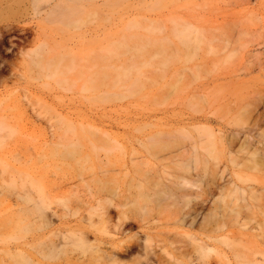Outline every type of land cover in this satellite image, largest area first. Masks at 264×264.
<instances>
[{"label": "bare ground", "instance_id": "obj_1", "mask_svg": "<svg viewBox=\"0 0 264 264\" xmlns=\"http://www.w3.org/2000/svg\"><path fill=\"white\" fill-rule=\"evenodd\" d=\"M118 1L120 0H0V44L3 45L6 42V33H14L19 27L12 22L13 19L6 22L1 15L11 9L13 10V8L18 7V10L24 8L26 11L31 10L38 13L42 11L57 13L55 12L57 9L58 15L61 14V11L66 19L64 17L61 19V16L59 20L71 19L70 21H72L74 18L73 20L79 21L82 18L80 15L84 11L86 12L88 8L96 9V7ZM145 1L162 2L165 0ZM68 17L70 18L68 19ZM182 18L185 19V17ZM185 20V26L176 31L177 34L175 31L174 33L189 48L194 44V40L198 39L196 34L199 27L188 18ZM15 21L17 20L15 19ZM210 28L208 27V29ZM24 31H28V28L24 27ZM13 35L15 36V34ZM18 38L20 36L16 37V39ZM13 39L10 40L11 46L17 48L19 45ZM199 39L201 41V38ZM163 41L161 40V43L157 41L159 46H165L163 44L165 41ZM176 47L178 46L176 45ZM47 55L45 58L41 53L44 59L40 57L35 63L45 67L47 62L49 63L54 59V57L48 58ZM61 58L59 61L63 60L65 63H78L79 61L73 54L69 58L66 57L65 59V56ZM99 59L101 60L98 63L103 62L101 64L102 69H86L85 71L81 70L80 73L84 77L83 86L87 90L96 91L98 97L100 95L102 99L103 97L118 95L121 92L123 95L122 89L126 88L124 87L126 85L133 89V85L138 87V85L142 86L146 83L150 84V82L154 85L153 81H158L151 73L145 72L143 77L137 75L133 78L131 71L132 76L128 72H122V70H115V72L113 71L114 65L109 61V56L101 55ZM126 70L129 71L126 68L125 72ZM3 71L4 69H0V73ZM196 71L193 67L177 69L171 75L175 79L171 81L175 84L173 86L181 84L189 87L195 77L197 80L199 73ZM114 72L117 76L121 74L120 81L119 78L116 79ZM153 74L162 76L163 80H168L165 72L160 73L158 70H154ZM124 76L125 80H123ZM167 84L169 85L168 81L165 87ZM219 88L218 90L221 89ZM118 90L122 91L118 93ZM205 96L208 97L206 87L202 86L190 91L187 98H200L202 102L208 100L205 99ZM201 98L203 99L201 100ZM2 105L3 103L0 105L1 110L5 108ZM32 105L36 106L34 109L40 114L42 111H47V106L44 104ZM238 105L236 108L239 107ZM12 106L10 105V107ZM50 107L53 106L50 105ZM200 107L199 110L195 111L198 114H194L193 111L192 114H188L190 115L188 118H179L171 121V123L153 124L158 127L157 131L151 132L150 130L147 139L140 140L139 138L138 140L139 143L142 142L143 144L142 152L144 154L141 155L138 149L139 153L133 151L134 148L128 152V157L125 159L126 154L124 155L120 151L122 156L120 159H124V162L122 161L124 164L119 165V167L114 162H111L114 165H110L108 163L109 157H107L109 159L106 158L108 162L104 163L110 166H102L105 165L102 163L105 156L100 157L101 150L99 149L104 147V151H108L110 149L108 145H112L111 142L114 140L118 141L116 135L97 127L98 123L94 120H83L78 124L75 120L70 121L67 117L63 118L65 115L59 117L57 115L59 112L56 111L57 113H55V109H51L55 113L52 115L56 117V120L53 117L46 118L54 130L52 137L46 143L50 141L52 145L47 144L48 147L44 149V152L39 153L41 156L38 155L43 160L52 162V165L55 166V173L58 177L55 193L48 192L37 179H32L26 170L12 166L0 157V264H218L221 261L220 251L223 249L227 250L228 257L232 259L234 264H244L251 261V255L255 253L264 254L252 235L246 231L251 221L257 219L256 222L258 221V223L256 224L261 226L262 232L253 235V237L262 236L264 242V180H260L258 177V181L257 176L259 174L255 177L252 176L254 175L252 173L264 172V147L257 146L250 139L251 136H246L245 140L240 143L242 139H239V134L243 132V129L236 127L239 126L235 125V120L238 122L236 118L233 125L238 130L234 132L231 130L232 133L227 135V133L223 134L222 128H220L219 132L221 133H217V127L214 129L215 127L212 128V125L207 124L206 126L202 121L218 122L219 114L216 117L215 112H212L213 115L210 114V116L209 111L205 112L204 107L200 111ZM241 109L242 107L238 109V112ZM253 110H246L245 108L244 112L247 113H244L243 116L246 117ZM1 116L5 117V114ZM221 116L223 117V115ZM10 117L12 116L10 115ZM78 117L81 118L80 115ZM13 118L8 117L7 120L0 118V146L4 143L3 148L0 147L2 150H5L4 147L6 146L4 138L9 136V130L12 128L9 119ZM100 121L101 124L104 123L103 119ZM200 122L204 126L198 125ZM172 123L177 127L174 128ZM102 125L104 126V124ZM148 125H150L149 122ZM148 125H146L147 128ZM244 130L253 132L251 127ZM14 133L17 134V132ZM263 135L259 133V136ZM5 141L7 143V140ZM31 144L33 143L31 142ZM121 144L123 145V143ZM86 145L87 147L90 145L92 148L84 150ZM111 147L114 149V145ZM121 150L124 149L121 148ZM138 155L141 156L138 157ZM223 155H225L224 158L227 156L225 160L227 159L234 165L251 172L243 175L237 173L239 178L233 183V187L229 191L225 189L227 194L224 193L223 184L227 177L225 175V161L222 159ZM16 158L20 157L16 156ZM97 158L102 159L100 165L98 161L96 162ZM29 161L30 158L25 156L23 163ZM19 163L22 165L21 162ZM90 164L100 167L99 171L89 170V166L92 168ZM65 165H68L69 169L70 166L77 168L80 171L76 175L77 177L83 179L90 177L95 181L94 186L92 182L85 184L90 188V195L93 194L92 197H95V200L92 199L93 202L88 200L89 203L91 202V210H93L88 212H93L92 215L96 214L98 222L95 220V216L90 214L88 217L84 215L81 218V221H88V225L81 224L77 228L64 226L66 215L72 216L79 211H75L74 204L80 203H74L72 197L77 196V198L82 199L81 196H78L76 189L75 195L69 197L71 200L66 199L64 192L61 191V188L66 184L60 173L66 170ZM113 166L119 169L120 176L115 171L113 172L117 169ZM120 172H123L122 175ZM217 193H220V198L215 199ZM226 195L230 199L227 198V200ZM241 200L246 202L239 203ZM76 201L79 202V200ZM206 208L210 210L207 213L204 212ZM242 208H247L246 212L244 211L245 214ZM247 211H249V215L246 214ZM56 216L60 218L61 222L54 226L53 222ZM75 216H78V213ZM95 223H98V226ZM169 224H189L191 229L174 231L167 226ZM195 227L198 228V231L193 230ZM242 227L246 229L243 230ZM134 229L136 231L132 232Z\"/></svg>", "mask_w": 264, "mask_h": 264}, {"label": "rangeland", "instance_id": "obj_2", "mask_svg": "<svg viewBox=\"0 0 264 264\" xmlns=\"http://www.w3.org/2000/svg\"><path fill=\"white\" fill-rule=\"evenodd\" d=\"M18 9V7L16 9L13 8V10L11 9L1 14L4 17V21L6 20L7 22V20L13 19L12 22L19 27L16 28L14 33H6V42L3 45L0 44V69H4L0 73V105L3 103L5 107L3 110L0 109L2 111L0 118H6L7 120L8 117L13 118L16 116V120L15 118L9 119L12 125L9 131L12 134L9 133V136L6 137L7 139L4 138L7 140V143L4 140L6 151L0 149V157L8 161L12 166L26 170L31 178L37 179L40 185L48 192L55 193L58 177L55 173L54 164L52 165V162L43 160L40 156L44 149L48 147L47 144L52 145L50 141L46 143L54 132L52 130L53 127H50L51 123L46 121V118L53 117L56 120V117L53 116L57 113L56 111L60 113V115L57 113L59 117L65 115L63 118L67 117L70 121L75 120L78 124L83 120H94L98 123L97 127L116 135L115 137L120 144L117 140H114V143L111 142L112 145H108L110 147V149L108 148L109 152L104 151V147L103 149L99 148L101 150L100 157L105 156L103 161L102 159H96L99 165L100 161L103 164L107 163L109 158L108 163L110 165H114V163L118 167L123 165L124 159L121 160L120 151L127 155H125V159L128 157V152L134 148L135 150L133 151L138 149L142 155L143 144L142 142L139 143L138 140L139 138L140 140L143 138L147 139L150 130L151 132L157 131L158 127L153 124L171 123V121L173 122L179 118H188L190 116L188 114H192L193 111L194 114L197 113L195 111L199 110L200 105V111L203 109L205 112L209 111V115H213L212 112H215L216 117L219 114L218 119H220H217L218 122L202 121L206 126L207 124L209 126L212 125L211 127H215L214 129L217 127V133L223 132V134L227 133V135L238 130L237 128H241L243 132L239 134L240 137L238 136L239 139H242H240V143L245 140L246 136H251L250 139L257 146L264 147V135L259 136V133L264 134V0H165L162 2L120 0L106 6L96 7V9L88 8L86 12L81 13L82 15L80 16L82 18H78L80 19L79 21H75L77 19L73 20L74 18L70 21L71 19L68 17L69 20H63L64 22L59 20V18L62 16L61 19L63 17L65 19V16H63L61 11L62 15H58L59 11H56L57 9L55 10L57 13L51 11L53 15L50 11H47L48 13L50 12L48 14L46 11L38 13L31 10H28L30 11L28 12L24 8ZM182 17L188 18L194 25L199 27L196 34L198 39L194 38L196 40L189 48L180 41L179 36L175 35L176 31L185 26L184 22L186 20ZM24 27L28 28V31L23 32ZM208 27L211 28L208 29ZM13 34L16 37L20 36L24 40L16 39ZM11 37L16 39L13 40L18 43L19 48L11 46L10 40L12 39H9ZM199 38H201V41ZM161 40L165 41L163 44L166 47L159 46ZM196 47L197 49H195ZM41 53L45 58L47 54L48 58L54 57L51 62H47L46 68L35 63L40 57L44 59ZM72 54L77 57L78 63L59 61L62 56H65L66 59ZM101 55L109 56V61L114 65L113 71L122 70V72H128L129 74L131 71L133 78L137 75L143 77L144 74L151 73L158 81H153L154 85L150 81V84L146 83L147 85H138V87L133 85V89L131 87L128 88L126 85L124 86L126 88L123 87L124 89H122L123 95L121 94L122 90H118V93L121 92L119 93L120 96L119 94L111 95L108 98L106 97L107 99L102 96L103 100L100 95L98 97L96 91L87 90L83 86L84 77L80 73L81 70L85 71L86 69H102L101 64L103 62L98 63L101 60L99 59ZM214 59L215 61H213ZM3 66L5 67L2 68ZM185 67H193L195 71H198H196L199 73L197 80H195V77L193 79L195 81H192L189 87L181 84L173 86L174 82H171L173 79L172 73ZM126 68L129 71L126 70L125 72ZM131 68L132 70H130ZM154 70H158L160 73L165 72L169 85L167 84L165 87L167 81L163 80L162 76L153 74ZM115 72L116 79L119 78L118 80L120 81L121 74L117 76ZM134 74L136 75L134 76ZM130 75L129 79L131 80ZM124 78L125 76L123 80H125ZM162 81L165 82L162 83ZM202 86L206 87V95L208 97L205 96V99L209 101L204 100L202 103L200 98H198L199 100L195 97H193L194 99L187 98L190 91ZM38 101L47 106L48 112L42 111L40 114L39 111L34 109L36 106L32 104L38 105ZM196 102L197 104H195ZM9 104L13 106L10 107ZM237 104H239L238 108H236ZM244 104L245 106H243ZM50 105L53 107H50ZM210 107L212 110H210ZM241 107L244 110L245 108L246 110H254L251 114L244 117L243 115L247 112L245 113L242 109L238 112ZM53 108L55 113L53 110L51 111ZM201 108L203 109L201 110ZM4 114L5 117L1 116ZM79 115L81 118L78 117ZM235 118L238 119V122L235 120V125H239L236 126L237 128L233 125ZM101 119L104 120V123H102L104 126L100 123ZM148 122L150 125H148ZM202 122L198 123V125L204 126ZM146 125L149 127L147 128ZM172 126L174 128L177 127L176 125L174 126V123H172ZM250 127L253 129L252 133L244 130ZM220 128H222L221 132H219ZM12 131L17 132V134H13ZM3 145L0 147L3 148ZM9 145L10 147H8ZM113 145L114 149L111 147ZM119 145L124 150H121ZM88 148L92 147L90 145L87 147L86 145L84 150H88ZM16 156L20 158H16ZM25 156L30 158V161L28 163L24 162V165ZM140 156L138 155V157ZM224 156L222 159L225 161V175L227 177L223 184L224 193L227 194L228 192H225V189L229 191L233 187V183L239 178L237 173L243 175L251 172L243 169V167L234 165L227 159L225 160L227 156L225 158ZM21 158L23 159L22 161ZM40 158L43 162H39ZM90 165H92V168H96L92 169L89 166V170L99 171L100 167L93 166L95 164ZM65 166L66 170L60 172L66 183L61 188V191L64 192L66 199L78 191V196H81L82 199L75 196L72 197V201L74 203H82V205L74 204L75 211L79 210L77 212L78 216H75L77 213L72 216L67 214L64 226L77 228L81 224L88 225V221H81V218L84 215L85 217L92 215L93 212H88L93 211L89 201L95 200V197H92L93 194L92 196L90 195V188L85 183L92 182L94 186L95 181L90 177H85L84 179L77 177L76 175L80 172L77 168L70 166L69 169L68 165ZM113 167L115 168L116 166ZM117 169L113 170V172L115 171L119 175V169ZM122 173L120 172L121 175ZM252 174H254L252 175L254 177L259 174L257 179L259 177L260 180H264V172ZM239 183L241 182L239 181ZM214 198H220V193H217ZM227 198L230 199L226 195ZM74 199L75 201L79 200V202H75ZM80 200H83V202H80ZM245 202V200L239 201V203ZM77 206L78 208L76 209ZM209 208H206L207 210L205 209L204 212H209ZM242 209L245 214L247 208ZM251 211L250 214L252 213ZM246 214L249 215V211ZM92 216H95L94 218L98 217L96 214ZM55 218L53 224L57 226L61 221L58 216ZM95 220L98 222V218ZM256 220L251 221L248 229L242 228L252 235V238L259 244V249L264 251L263 237H255L258 239L253 237V235L262 232L261 226L256 224L258 223ZM95 224L98 226V223ZM163 225L165 226V224ZM167 226L174 231L191 229L189 224H169ZM193 230L198 231V228L195 227ZM135 231L136 229L132 232ZM220 255L221 261L218 264H234L232 259L228 257L226 249L221 250ZM250 259L249 263L244 264H264L263 253H255L250 256Z\"/></svg>", "mask_w": 264, "mask_h": 264}]
</instances>
